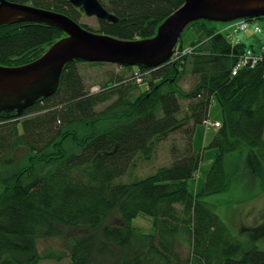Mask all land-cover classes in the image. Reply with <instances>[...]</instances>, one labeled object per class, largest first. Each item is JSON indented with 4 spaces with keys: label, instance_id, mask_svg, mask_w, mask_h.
Segmentation results:
<instances>
[{
    "label": "trees",
    "instance_id": "obj_1",
    "mask_svg": "<svg viewBox=\"0 0 264 264\" xmlns=\"http://www.w3.org/2000/svg\"><path fill=\"white\" fill-rule=\"evenodd\" d=\"M9 1L77 21L83 15L70 0ZM101 2L119 19H100L94 31L134 40L154 36L185 0ZM212 22H191L186 29L196 34L189 43L195 49L159 67L116 64L113 79L93 91L78 67L84 61H72L53 95L22 114L0 112V264L65 257V264H264V248L233 235L203 199L231 189L238 168L229 169L230 153L247 146L264 162V61L233 74L252 44L233 42ZM65 35L45 23L2 25L0 64H27ZM180 44L186 45L182 38ZM136 72L143 74L142 83ZM188 73L193 84L187 90L181 81ZM214 102L223 118L207 147L218 154L193 193L189 179L204 158L194 148L195 132L210 118ZM176 132L184 144L173 146V161L136 177L139 162ZM19 149H26L22 160L16 156ZM116 214L120 223L108 222ZM140 215L152 218L153 232L134 226ZM260 227L253 237L264 233ZM66 229L79 233L68 235ZM51 237H66L65 254L39 249V239Z\"/></svg>",
    "mask_w": 264,
    "mask_h": 264
},
{
    "label": "water",
    "instance_id": "obj_2",
    "mask_svg": "<svg viewBox=\"0 0 264 264\" xmlns=\"http://www.w3.org/2000/svg\"><path fill=\"white\" fill-rule=\"evenodd\" d=\"M89 17L118 21L100 0H70ZM264 18V0H185L156 34L125 40L96 32L71 16L29 4L0 0V26L28 21L55 26L66 33L39 58L20 66L0 64V112L24 109L53 95L66 65L72 61L106 62L156 68L168 62L188 25L197 20L229 22Z\"/></svg>",
    "mask_w": 264,
    "mask_h": 264
},
{
    "label": "rangeland",
    "instance_id": "obj_3",
    "mask_svg": "<svg viewBox=\"0 0 264 264\" xmlns=\"http://www.w3.org/2000/svg\"><path fill=\"white\" fill-rule=\"evenodd\" d=\"M79 22L92 30H97L99 27V19L96 16L81 15L79 16ZM261 23L264 25L263 20H261ZM211 24L225 28L229 23L213 21ZM195 38V32L192 29H186L183 33L182 41L187 45L195 40ZM239 38L245 40L247 44H256L257 46L262 44L264 40V37L256 33L253 28L234 35V39ZM78 67L84 76L87 86L91 89L93 88V91L103 87V84L110 79L112 80L118 69L114 63L97 65L90 64L88 61L80 62ZM192 79L193 77L188 73L181 81L182 87L187 90L190 89L193 84ZM183 105L186 106V101H183ZM101 107L103 106L101 105ZM209 117L212 120H222V109L218 102H214L211 105ZM217 130V127L208 130L205 123L197 126L194 137V148L203 151L204 158L197 174L189 179V188L193 193H197L201 189L206 175L218 154V149L207 147ZM183 144L182 133L176 132L171 134L158 145L155 155L139 162L140 164L135 171V176L143 177L162 165H169L173 161V146H182ZM245 147L242 152H233L228 155L229 169L238 168L236 174H234L231 189L224 193L205 196L203 199L214 205L215 211L225 221L233 235L245 241L248 239L253 240L260 248H264V233L252 236L257 230L255 228L264 227V162L258 160L248 150L249 148ZM25 151L26 149L17 150V158L22 160V154ZM130 178L133 179L134 177H124L125 180H129ZM120 221V216L116 214L110 217L108 222L120 223ZM133 224L145 233L153 232L154 230L152 218L149 216L140 215L133 220ZM66 231L68 235L79 233L73 229H66ZM261 231L262 229H259V233ZM66 240V237L40 238L38 241L39 249L43 253L55 251L65 254ZM68 261V257H65L61 261L58 259H43L40 264H65Z\"/></svg>",
    "mask_w": 264,
    "mask_h": 264
},
{
    "label": "built area",
    "instance_id": "obj_4",
    "mask_svg": "<svg viewBox=\"0 0 264 264\" xmlns=\"http://www.w3.org/2000/svg\"><path fill=\"white\" fill-rule=\"evenodd\" d=\"M253 28L256 33L261 34L264 37V25L259 22H251L246 19H238L232 22L225 27V31L228 33V36L234 41L239 42V39H234V35L238 32L247 31L248 29ZM233 36V37H232ZM264 39V38H263ZM195 49V46L182 47L178 46L175 49V52L172 56L173 59L179 58L182 55L191 53ZM264 61V40L263 43L258 47H247L243 54H241L238 62L233 68V74H237L241 69L245 67H255ZM143 74L140 72L135 73V77L138 82L143 81ZM205 125L207 129H210L214 126H220L219 121L205 120Z\"/></svg>",
    "mask_w": 264,
    "mask_h": 264
},
{
    "label": "flooded vegetation",
    "instance_id": "obj_5",
    "mask_svg": "<svg viewBox=\"0 0 264 264\" xmlns=\"http://www.w3.org/2000/svg\"><path fill=\"white\" fill-rule=\"evenodd\" d=\"M105 7H106V6H105ZM106 8H107V7H106ZM109 11H110V10H109ZM110 12H111V11H110ZM82 14H83V15H85V12H84V10L82 11ZM99 20H100V19H99ZM84 26H86V25H84Z\"/></svg>",
    "mask_w": 264,
    "mask_h": 264
},
{
    "label": "crops",
    "instance_id": "obj_6",
    "mask_svg": "<svg viewBox=\"0 0 264 264\" xmlns=\"http://www.w3.org/2000/svg\"><path fill=\"white\" fill-rule=\"evenodd\" d=\"M242 41H244V42H245V40H243V39H242ZM216 120H218V119H216Z\"/></svg>",
    "mask_w": 264,
    "mask_h": 264
}]
</instances>
